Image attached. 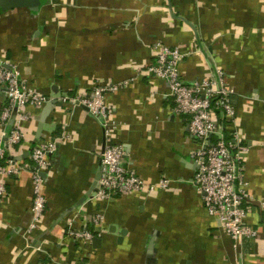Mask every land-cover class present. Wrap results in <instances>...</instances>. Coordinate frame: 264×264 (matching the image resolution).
<instances>
[{"label":"crops","instance_id":"crops-1","mask_svg":"<svg viewBox=\"0 0 264 264\" xmlns=\"http://www.w3.org/2000/svg\"><path fill=\"white\" fill-rule=\"evenodd\" d=\"M158 43L185 55L179 70L186 83L219 69L232 90L236 125L223 121L222 132L228 138L236 130L250 147L246 222L257 230L236 248L192 184L196 140L188 117L173 114L168 84L147 72ZM1 61L47 102L25 108L24 140L6 147V160L22 170L3 178L0 264H264V0H42L35 11L0 4ZM130 80L108 96L113 114L106 120L80 103L96 83ZM5 104L0 93V109ZM17 121L12 115L5 131ZM108 130L146 184L166 178L169 188L93 200ZM47 140L57 151L42 172L45 216L27 237L30 153ZM95 214L103 216L99 226L91 223ZM77 223L94 234L91 245L68 237Z\"/></svg>","mask_w":264,"mask_h":264},{"label":"built area","instance_id":"built-area-1","mask_svg":"<svg viewBox=\"0 0 264 264\" xmlns=\"http://www.w3.org/2000/svg\"><path fill=\"white\" fill-rule=\"evenodd\" d=\"M185 55L174 47L156 44V57L147 72L165 81L174 101L173 114L188 117L189 133L195 138L196 145L191 151L196 171L192 184L201 195L207 214L214 218L223 233L236 248L247 240L257 237V230L246 222L253 197L244 179V158L250 147L245 145L236 130L223 136L222 122L235 126L237 112L233 104V93L226 83L223 72L215 71V76L199 78L186 83L181 76L179 66ZM132 82L119 84L96 83L91 88V96L80 101L90 114L102 120L110 118L112 107L108 96ZM0 93L5 95L6 104L0 109V199L6 195L3 178L18 174L22 167L15 159L6 160L7 149L21 145L24 132L20 123L30 116L25 112L27 106L39 108L47 98L36 90L29 88L22 80L17 67L7 62H0ZM64 104H73V100L63 98ZM12 115L18 117L17 125L6 132L5 126ZM105 127V122H103ZM112 131H105L106 145L100 155V174L91 198L98 202H109L120 196L133 192L147 194L169 188L170 181L161 179L157 184H146L126 161L127 153L122 144L112 140ZM57 151L56 142L50 140L36 143L30 153L32 179L31 221L26 230L27 237L33 234L43 222L46 200L42 194V172L48 167L50 155ZM5 161L6 165H1ZM102 214H95L91 223L99 226ZM68 237L75 242L89 246L94 234L87 225L77 223L70 227ZM89 256V255H87Z\"/></svg>","mask_w":264,"mask_h":264},{"label":"water","instance_id":"water-1","mask_svg":"<svg viewBox=\"0 0 264 264\" xmlns=\"http://www.w3.org/2000/svg\"><path fill=\"white\" fill-rule=\"evenodd\" d=\"M42 0H0V4L5 9H12V8H26L31 11H35L40 6ZM99 178V172L97 176V180ZM96 182H94L93 186L91 187L92 192L94 190Z\"/></svg>","mask_w":264,"mask_h":264}]
</instances>
